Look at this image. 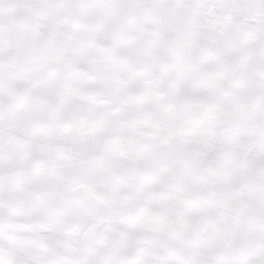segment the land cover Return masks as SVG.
<instances>
[{
  "label": "snow or ice",
  "instance_id": "6c2138e0",
  "mask_svg": "<svg viewBox=\"0 0 264 264\" xmlns=\"http://www.w3.org/2000/svg\"><path fill=\"white\" fill-rule=\"evenodd\" d=\"M0 264H264V0H0Z\"/></svg>",
  "mask_w": 264,
  "mask_h": 264
}]
</instances>
